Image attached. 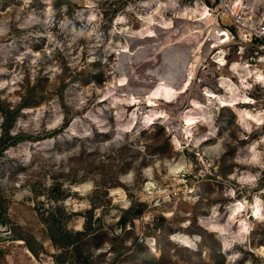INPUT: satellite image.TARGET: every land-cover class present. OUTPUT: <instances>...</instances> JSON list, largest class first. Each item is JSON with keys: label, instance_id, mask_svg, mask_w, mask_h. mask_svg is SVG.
<instances>
[{"label": "rangeland", "instance_id": "374dc122", "mask_svg": "<svg viewBox=\"0 0 264 264\" xmlns=\"http://www.w3.org/2000/svg\"><path fill=\"white\" fill-rule=\"evenodd\" d=\"M263 20L264 0H0V264L256 259L264 50L242 32Z\"/></svg>", "mask_w": 264, "mask_h": 264}, {"label": "bare ground", "instance_id": "6f19581e", "mask_svg": "<svg viewBox=\"0 0 264 264\" xmlns=\"http://www.w3.org/2000/svg\"><path fill=\"white\" fill-rule=\"evenodd\" d=\"M210 11H209V9L208 8H206V7H203L202 8V11H201V17L203 18V19H205L207 16H209L210 15V13H209ZM200 20H201V18H200ZM191 32V31H190ZM219 62L220 63H222L223 62V59H220L219 60ZM223 65V64H222ZM259 78H261L262 80H264V77L260 74L259 75ZM183 90V89H182ZM178 92V91H177ZM176 90H174L172 87H169L168 85H166L164 82H160L159 83V85H158V87L157 88H155L154 89V91L152 92V94L154 95V96H164V97H166V98H171L172 96H174L176 93ZM209 96L211 97H214L215 95L214 94H209ZM160 99V98H159ZM247 98L245 97V100H246ZM246 104L247 103H249L248 101H246L245 102ZM224 105H226V104H224ZM234 110H236V112L240 115V116H246V117H248V118H250V119H255V116L250 112V111H247V110H238V109H234ZM234 209H233V211H234V213L235 212H237V211H241V209H242V204L241 203H239V204H235L234 206ZM253 211H254V213H253V215L252 216H256V217H260V216H262V214H263V210H262V205H261V203H260V200L259 199H256L255 200V205H254V208H253ZM233 213V214H234ZM238 213V212H237ZM234 216V215H233ZM235 223H239L238 224V232L240 233V234H246V233H248V229L250 228L249 227V225H248V223L246 222V220L244 219V218H242V216H240V218L235 222ZM216 229V228H215ZM223 232V231H222ZM220 237H221V239L223 240V242L225 243V244H227L228 245V243L230 242V238L228 237V236H226V234H220ZM177 241H179V242H183L186 246H189L190 245V243L187 241V240H184V239H181V238H179V239H177ZM263 252V248H262V250H261V252L260 253H262Z\"/></svg>", "mask_w": 264, "mask_h": 264}, {"label": "built area", "instance_id": "2783aa9c", "mask_svg": "<svg viewBox=\"0 0 264 264\" xmlns=\"http://www.w3.org/2000/svg\"><path fill=\"white\" fill-rule=\"evenodd\" d=\"M241 16H237L236 22L240 24L242 22ZM242 26V25H241ZM243 27V26H242ZM246 29V30H243ZM243 38L247 42H259V50H264V20L259 22L256 26L254 27H249V28H244L243 27ZM250 264H264V248L263 252L259 253V255L254 259Z\"/></svg>", "mask_w": 264, "mask_h": 264}, {"label": "trees", "instance_id": "16d2710c", "mask_svg": "<svg viewBox=\"0 0 264 264\" xmlns=\"http://www.w3.org/2000/svg\"><path fill=\"white\" fill-rule=\"evenodd\" d=\"M0 110H1V112L3 111L1 108H0ZM5 115H7V114H5ZM5 129H6V127H5ZM125 222H126V219L123 218V219L121 220V224H124Z\"/></svg>", "mask_w": 264, "mask_h": 264}]
</instances>
